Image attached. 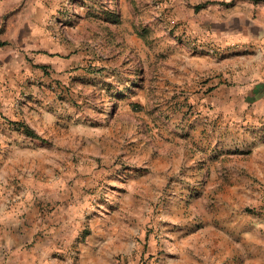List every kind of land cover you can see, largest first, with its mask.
<instances>
[{"label":"rangeland","instance_id":"1","mask_svg":"<svg viewBox=\"0 0 264 264\" xmlns=\"http://www.w3.org/2000/svg\"><path fill=\"white\" fill-rule=\"evenodd\" d=\"M0 41V264H264V3L0 0Z\"/></svg>","mask_w":264,"mask_h":264},{"label":"trees","instance_id":"2","mask_svg":"<svg viewBox=\"0 0 264 264\" xmlns=\"http://www.w3.org/2000/svg\"><path fill=\"white\" fill-rule=\"evenodd\" d=\"M254 3H264V0H248ZM6 45V42L0 41V46ZM14 126L18 129L21 130L25 135L34 138V139H39L40 137L37 135V133L30 128L29 126L25 125L22 122H15L13 123Z\"/></svg>","mask_w":264,"mask_h":264}]
</instances>
